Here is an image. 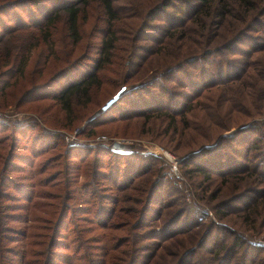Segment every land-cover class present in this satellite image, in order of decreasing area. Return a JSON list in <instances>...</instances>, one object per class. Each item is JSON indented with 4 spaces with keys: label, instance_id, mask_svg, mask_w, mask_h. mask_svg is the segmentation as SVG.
<instances>
[{
    "label": "rangeland",
    "instance_id": "obj_1",
    "mask_svg": "<svg viewBox=\"0 0 264 264\" xmlns=\"http://www.w3.org/2000/svg\"><path fill=\"white\" fill-rule=\"evenodd\" d=\"M150 1L115 0L123 20L118 28L120 37L139 39L133 48L131 45L130 53L124 52L118 75L109 71L104 75L101 71L104 82L96 91L94 88L88 97L73 98V112L60 109L51 95L57 94L69 79H49L62 64L61 59L46 58L39 50L46 41L37 40L22 73L0 91V176L5 180L6 173L7 181L18 180L22 184L32 178L41 179V184L34 187L38 196L31 198L28 211L30 215H50L53 219L62 208V201L70 207L78 202L77 189L82 182L91 181L97 192L107 188L97 187L115 186V159L102 151H91V147L110 146L114 140L127 142L133 145V151L121 154L134 156L125 158L126 171H146L135 178V182L142 178L138 186L156 180L155 200L145 210L152 218L146 222V229L152 227L159 232L158 237L141 240L145 250L138 252V261L133 264H264V131L250 136L253 144L248 155V136H236V129L264 119V114H260L264 111V48L257 50L260 40L264 45V0H256L257 12L250 10L260 21L254 26L258 31H249L259 36L258 42L247 39L239 44L238 51L207 54L195 64L185 62L183 70L168 69L215 42H225L240 23L227 16L219 24L214 3L196 10L198 6L185 7L183 0H171L164 11H158L161 0ZM45 6L40 8H52ZM59 12L62 20L64 13ZM95 12L94 8L89 9L83 24L84 31L90 34L94 33L91 27ZM35 13L31 15L38 20L41 12ZM55 27L52 37L61 51V42L67 38L61 21ZM242 30L248 31L246 27ZM85 41L86 38L81 40L73 55L84 50ZM125 42L119 41L121 46ZM27 43L24 39L20 44ZM195 45L201 48H193ZM16 46L14 39H7L0 44V54ZM213 58L219 63L226 58L229 68L217 72ZM204 71L214 78L206 79ZM45 82L52 83V87L33 92L32 88ZM140 82L150 83V94L141 87L124 101H117L123 91ZM121 83L125 88L114 94ZM111 99L115 103L112 108L120 110L113 108L115 114H98ZM218 119L221 126L212 133L210 123ZM7 123L13 127L8 128ZM48 132L57 133L58 138L46 136ZM12 137H16L13 142ZM216 143L218 155L207 149ZM258 143L261 149L255 147ZM201 148L206 150L196 157L192 155ZM9 150L14 155H29L34 164L13 160ZM227 155L234 164L230 166L229 161V168L224 164ZM192 160L202 161L203 170L194 169L197 164ZM42 161L45 163L40 167ZM102 165H108L110 170ZM215 206L220 207L219 211ZM89 250L90 258H94V249ZM135 253L132 251V255Z\"/></svg>",
    "mask_w": 264,
    "mask_h": 264
},
{
    "label": "trees",
    "instance_id": "obj_2",
    "mask_svg": "<svg viewBox=\"0 0 264 264\" xmlns=\"http://www.w3.org/2000/svg\"><path fill=\"white\" fill-rule=\"evenodd\" d=\"M160 2L161 5L158 11H164L171 4V0H161ZM255 2L256 0H201L199 4H194L190 3V0H183L185 7L190 4L193 7L198 6L196 10L203 4L214 3V15L219 24L227 16H231L238 20L241 26L238 23L239 26L225 42H215L206 50L199 51L188 59L178 61L176 66H171L168 70H173L174 68L183 70L182 67L185 62L193 61L192 64L198 63L197 60H201L207 54L211 56L221 54L222 51H238L239 44L244 43L247 39L258 42L259 36L249 33L250 30L256 28L254 26H257L258 22L260 23L255 14L250 13V10L258 11H256L258 6ZM149 3L151 4L152 0ZM42 5H46L45 7L51 6L52 8L44 11L40 8ZM92 8L96 12L91 27L94 29V33L90 34L89 31H84L83 24L87 19L89 9ZM59 10L64 13L62 20L59 19ZM35 11L41 12L38 20L35 19V16L32 17L33 14H36ZM261 13L264 14V10ZM0 15L3 16V19L0 18V44H4L7 39H14L17 45L10 52L8 50L0 54V91H4L5 87L22 73L30 50L36 46L37 40H45L46 42L39 50L43 52L46 58L53 56L54 59H61L62 62L49 76V79L58 80L63 76L69 77L67 84L57 94L51 93V95L60 104V109L69 112H73L71 102L73 98H77L78 95L88 97L92 89L95 88L96 91V88L102 85L104 79L101 71H103L104 75L108 71L116 75L120 73L124 64V52L125 55L130 53L133 45L139 39L135 40L134 37L130 38L129 35L120 37L118 28L123 20L117 12L115 0H0ZM189 18H186L182 24H185ZM58 21H61L64 30L63 34L67 38L61 42V51L57 50V44H55L52 37ZM245 27L248 31L242 30ZM254 30L258 31L259 29L256 28ZM213 36L215 38V35ZM218 36H220V33H218ZM84 38H86L83 46L84 50L73 55V52H75L77 46ZM92 38L94 39L92 40ZM24 39L28 43L23 46L20 43ZM120 40L124 42L126 40L125 46L120 45ZM219 40L221 38L216 39V41ZM260 42L257 50L264 48L263 42L261 40ZM193 48L201 47L200 45H195ZM121 49L123 51H120ZM133 56L135 57L136 54ZM211 62L213 65H217V72L230 66L226 58H224L223 63H219L215 58ZM128 64L129 61L127 66ZM204 74L206 79L214 78V75L209 73L210 76L205 71ZM76 76H80V78L73 80V77ZM200 80L203 81V78L201 77ZM149 84L140 82V84L123 91L117 101H124L129 98L130 94L137 92L141 87H143L146 94L149 93ZM51 87L52 83L45 82L39 85L37 89L32 88V90L33 92L47 91ZM124 88L125 86L121 83L114 94H118ZM113 101L111 99L106 102L103 105L104 109L99 111L98 114L104 115L109 111L115 114V110L119 111V108L113 107L115 110L112 108L113 104H115ZM261 113L264 114V111H260ZM0 121L3 122L1 119ZM1 122L0 124H2ZM7 124L10 126L8 128L13 127L11 123ZM210 126L213 133L216 126H221V120H213ZM13 130L21 131L22 129ZM261 130L264 131V119L261 122H251L244 128L236 129V136L247 135L249 138L246 139L247 142H250L247 146L248 153L244 152V155L245 153L248 155L252 150L251 145L253 143L250 136L260 135ZM46 136L58 138L57 133L48 132ZM203 137L207 138L206 136ZM15 139L16 137H12L11 142ZM207 139L211 140L213 138ZM262 140L261 146H264V136ZM12 144L13 147L16 146V143ZM216 146L217 143L212 144L207 149H211V153L218 155ZM255 147L262 148L260 143L255 145ZM204 150L206 149L194 150L192 155L202 154ZM91 151H102L108 157L111 156L115 159L116 168L112 172L115 186L105 185L97 187H107L97 192L95 185L91 181L82 182L77 189L80 194L78 202L70 207L69 203L62 201V208H60L53 219L50 218V215L47 217L38 214L30 215L28 211L29 201L31 198L38 196L34 191V187L41 184V179L39 181L32 178L26 181L28 183L22 184L18 180L7 181L9 177L6 173L4 175L5 180L0 176V264H133V262L138 261L136 258L140 254L138 252L145 250V248H141V246H144L141 245V240L159 236V232L154 228L146 229L148 225L146 222L149 221L150 223L152 218L145 211L147 206H150L149 204L155 200L153 188L156 180L151 183L147 180L146 187V183L138 186L142 178L137 182H135V178L140 177L146 171H133L130 173L125 168L128 162L125 158L134 156V153L121 154L112 151L110 146L105 145L92 146ZM33 152L34 150H31V153ZM8 153L10 154L9 156H13V160L24 164H29V162L32 165L34 164L33 158L31 157L30 160L29 155H14L15 153L10 150ZM75 156L80 157L81 155L75 154ZM227 157L229 156L227 155ZM222 158L225 159L226 157ZM187 159L191 162L189 158H184V160ZM230 159L229 157L226 159L228 161L224 163L228 168L234 165ZM44 163L45 161H42L40 167ZM192 163L197 164L194 165V169L203 170L201 167L202 161L196 163L192 160ZM16 164L18 165V163ZM102 167L109 169L108 165H102ZM102 172L108 173L109 171ZM119 178L122 181L118 182ZM156 186L159 188V183ZM76 193L74 194L76 195ZM20 199L26 200L25 203ZM218 207L215 206L217 211L220 208ZM29 220H31V224L28 223ZM97 229L98 231H96ZM89 248L94 249V258H90ZM132 251L136 253L132 255Z\"/></svg>",
    "mask_w": 264,
    "mask_h": 264
},
{
    "label": "water",
    "instance_id": "obj_3",
    "mask_svg": "<svg viewBox=\"0 0 264 264\" xmlns=\"http://www.w3.org/2000/svg\"><path fill=\"white\" fill-rule=\"evenodd\" d=\"M110 148L112 151L119 152V153H130L133 151V145L127 142H122L118 140H114Z\"/></svg>",
    "mask_w": 264,
    "mask_h": 264
}]
</instances>
